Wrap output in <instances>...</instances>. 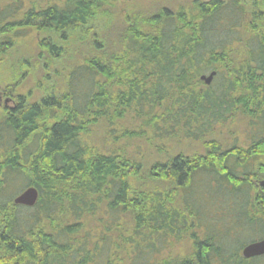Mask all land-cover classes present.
Returning <instances> with one entry per match:
<instances>
[{
    "label": "trees",
    "instance_id": "16d2710c",
    "mask_svg": "<svg viewBox=\"0 0 264 264\" xmlns=\"http://www.w3.org/2000/svg\"><path fill=\"white\" fill-rule=\"evenodd\" d=\"M121 1L126 11L112 17ZM32 29L45 31L41 51L61 60L68 34L79 32L84 55L60 88L30 104L19 96L0 118V193L19 176L20 189L38 191L31 207L0 199V264H137L143 229L158 240L165 233L170 245L190 242L186 255L151 264H264V254L241 255L264 237V0H0V61ZM212 71L204 84L200 76ZM128 114L204 142L201 154L151 164L148 176L165 191L133 187L138 160L81 140L99 121L108 130ZM237 116L245 132L222 146L211 131ZM32 136L39 138L28 148ZM200 173L221 190L209 203L224 216L196 217L188 197L179 199ZM98 212L127 214L132 233L109 228Z\"/></svg>",
    "mask_w": 264,
    "mask_h": 264
},
{
    "label": "rangeland",
    "instance_id": "374dc122",
    "mask_svg": "<svg viewBox=\"0 0 264 264\" xmlns=\"http://www.w3.org/2000/svg\"><path fill=\"white\" fill-rule=\"evenodd\" d=\"M191 1L192 0H173L174 5L176 3L188 5ZM137 3L140 2L138 1ZM128 4L127 1H121L120 4L117 3V10L113 12L112 17L122 16ZM149 5L150 4L147 3L146 6ZM100 25L102 26L100 22L98 24L91 23L87 29L89 30L92 27L98 26L97 30H99ZM44 34L45 31L37 32L35 29L28 31L25 36H20L16 39L13 47L2 56L0 61V94L2 95L0 101V118L5 113L9 112L10 108L17 105V97L22 96L24 102L30 104L37 102L41 97L48 94L51 89L60 88L63 83L61 77L64 76V71L75 63V58L78 60L80 55H84L83 50L79 48L81 45L79 44V32L72 33L71 35L68 34L70 40L63 43L67 51L64 56L65 58L62 60L61 58L52 57L44 51H41L38 43L41 37L45 36ZM77 37H79V39ZM52 38L57 40L56 35H52ZM6 92L9 93L6 95ZM131 116L135 115L128 114L124 120H120L113 127H109L113 129L110 131L109 128L106 130L103 125L104 123L99 121L98 125H92L87 132L81 135V140L85 144L99 148L102 152L117 151L118 153H124L133 157L136 161L138 160L141 164V171L136 178H131L133 187L137 186L136 184H141L144 185L146 190L154 189L157 191H165L167 187L164 183L157 185L156 181L151 180L152 178L148 176V169L151 164L155 161H164L178 153L185 155L201 154L204 150V142L200 138L178 137L174 133L169 134L167 128L160 124L156 126L155 124H151V128L146 124L148 122L147 119L137 120V117L132 119ZM49 122L51 121L45 120L43 123L47 125ZM227 122L228 120L226 123ZM244 129V122L237 116L233 122L228 125H222V127L216 125L211 131V136L221 141L222 146H227L233 142V139H241L245 132ZM107 131L109 132L107 133ZM32 137L27 143L28 148H33L36 139L39 138V136ZM19 178L22 179H17L18 181L22 180L21 182L25 183L24 176H19ZM15 181L16 179L13 181V184L6 189L5 193H0L1 200H6L9 197L13 199V197L23 190V188L20 189L23 184L21 182L17 184ZM210 184L209 175L200 173L194 177L189 192H179V199L181 196L188 197L187 200L189 205L186 206L191 209V213L196 217L205 214L207 211H209L208 216L211 217H217L219 215L224 216L223 212L214 210L217 205L209 203L210 199L215 197L220 198L221 195V190L210 188ZM191 200H193V202ZM218 201L223 203L222 205L230 204L227 199H220ZM179 204L180 200H177V205H173V207L180 211L181 206H185ZM188 207L187 209H189ZM195 212L198 215H196ZM25 213L32 216L36 215L37 211L34 208H30L26 209ZM100 215L108 222L109 228L112 229L117 225V228H120V230L122 229L123 232L126 231L128 232L127 234L132 233L131 222L127 214H117L115 217L111 216V218L105 213H99L97 217ZM38 216L39 218L42 217L41 214ZM182 217L187 219L185 214H183ZM91 232L96 231L91 230ZM163 235L164 237L158 240V237L156 239L145 229L139 231L138 241L143 253L137 261V264H151L161 256L166 257L167 260L169 255L176 257V255L184 256L187 254L190 247V242L187 237H183L179 243L170 238V245L169 237L165 233ZM149 238V243L151 245L147 247L146 245L149 243H146V241H148ZM109 246V250L104 249L106 254L112 252L111 245ZM127 248L132 259L135 255L130 247ZM148 248H151V251ZM117 254H119V252H117Z\"/></svg>",
    "mask_w": 264,
    "mask_h": 264
},
{
    "label": "water",
    "instance_id": "95a60500",
    "mask_svg": "<svg viewBox=\"0 0 264 264\" xmlns=\"http://www.w3.org/2000/svg\"><path fill=\"white\" fill-rule=\"evenodd\" d=\"M215 72L212 71L207 75H201L200 80L204 82V84L208 85L212 81ZM260 185H264V180L259 181ZM38 198V191L36 188L32 186L25 187L18 193L13 199V203L17 205H24L27 207H31L36 203ZM264 254V237L257 239L255 241L249 242L244 245L241 249V255L244 258H251L256 256H261Z\"/></svg>",
    "mask_w": 264,
    "mask_h": 264
},
{
    "label": "flooded vegetation",
    "instance_id": "af4514ba",
    "mask_svg": "<svg viewBox=\"0 0 264 264\" xmlns=\"http://www.w3.org/2000/svg\"><path fill=\"white\" fill-rule=\"evenodd\" d=\"M1 97H2V95L0 94V101H1Z\"/></svg>",
    "mask_w": 264,
    "mask_h": 264
}]
</instances>
